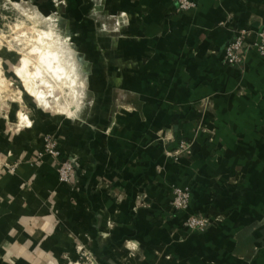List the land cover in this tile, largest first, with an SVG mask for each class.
<instances>
[{"label": "crops", "instance_id": "1", "mask_svg": "<svg viewBox=\"0 0 264 264\" xmlns=\"http://www.w3.org/2000/svg\"><path fill=\"white\" fill-rule=\"evenodd\" d=\"M191 1L184 13L176 0L122 1L134 16L125 53L106 58L119 90L105 87L94 117L47 118L17 137L0 119L1 155L16 166L0 165V264L75 263L78 245L99 264H264V58L224 63L238 31L264 29V0ZM46 133L76 161L70 186L38 153ZM195 137L193 160L166 158ZM177 184L191 186V212L224 221L178 231Z\"/></svg>", "mask_w": 264, "mask_h": 264}, {"label": "rangeland", "instance_id": "2", "mask_svg": "<svg viewBox=\"0 0 264 264\" xmlns=\"http://www.w3.org/2000/svg\"><path fill=\"white\" fill-rule=\"evenodd\" d=\"M122 1L0 0V77L4 83V88L0 87V119L7 123V133L17 137L20 129H31L37 122L44 123L47 118L51 120L62 117L78 124L95 116L97 100L108 93L105 87L118 88L114 70L119 66L117 62H107L106 58L111 61L109 58H117L125 53L123 43L127 41L128 28L134 16L122 8ZM124 3L126 5V1ZM39 38L53 43L50 50L59 55L60 65L74 72L72 75L76 80V85L69 87L64 85L69 80H58L45 72H42L40 78L30 79L37 91H42L46 97L44 101L28 91L23 79L16 73L23 58H29L30 73L37 71L38 53H32V49L39 44ZM114 101L120 102L119 92ZM40 147L39 155H49L55 160L59 182L72 185L76 161L73 157H63L55 134H44ZM197 148L195 137L193 141L177 142L175 151L167 155L165 153V156L176 164L183 159L191 161ZM1 152L0 165H8V169L14 171L16 166L7 164ZM63 163L72 166L67 182L61 181L59 177ZM155 172L160 173L161 166H157ZM202 181L205 184L208 182L205 179ZM180 193L188 195L186 210L176 209ZM191 197L190 185L177 184L171 187L170 209L173 214L182 217L176 228L178 231L199 234L224 221V213L191 212ZM192 219L198 221V224L191 226ZM77 254L78 261L67 264H99L81 245L77 246ZM136 256L130 254L129 257ZM128 261L126 256L121 262Z\"/></svg>", "mask_w": 264, "mask_h": 264}, {"label": "built area", "instance_id": "3", "mask_svg": "<svg viewBox=\"0 0 264 264\" xmlns=\"http://www.w3.org/2000/svg\"><path fill=\"white\" fill-rule=\"evenodd\" d=\"M177 13H184L196 7L191 0H176ZM250 51L256 52L264 58V29L257 31L255 34L248 30L238 31L229 43H227L224 52V63L230 66H236L243 63ZM72 171L70 163H63L60 166L59 177L61 181L67 182L69 173ZM179 203L177 210H186L188 205V195H178ZM191 226L197 225L198 221L191 220Z\"/></svg>", "mask_w": 264, "mask_h": 264}, {"label": "bare ground", "instance_id": "4", "mask_svg": "<svg viewBox=\"0 0 264 264\" xmlns=\"http://www.w3.org/2000/svg\"><path fill=\"white\" fill-rule=\"evenodd\" d=\"M37 42L39 43L37 46L39 51H37V64H38V68L40 71V75L36 76V70H34L35 72L32 74L29 71V63L27 64V66H25L24 61L28 60L29 58H23L22 62H21V67L16 69V73L17 75L23 79L25 85L27 86L28 91L34 93L36 95V97L40 100H45V96L42 94V91L39 92L37 91V89L35 88V84L31 81H29L30 79L33 78H40L42 77V72H45L46 74H51L50 76L60 80H69V82L65 81L64 85H68L69 87L71 86H75L76 85V80L73 79L75 78L74 72L73 71H67L65 67H63L62 65H60L59 63V58H58V54H56L54 52V50H50L52 49V42H47L46 40H43L42 38H39L37 40ZM33 53V51H32ZM36 54V53H35ZM42 56L45 57L47 62H43L42 61ZM53 57H55V59H53ZM56 64V65H55ZM63 64V63H62ZM49 65H51V67H49ZM1 73V72H0ZM3 79H1L0 77V87H3ZM4 88V87H3ZM35 89V90H34ZM46 103V102H45ZM71 112L68 113V115H70ZM22 120V119H21Z\"/></svg>", "mask_w": 264, "mask_h": 264}, {"label": "clouds", "instance_id": "5", "mask_svg": "<svg viewBox=\"0 0 264 264\" xmlns=\"http://www.w3.org/2000/svg\"><path fill=\"white\" fill-rule=\"evenodd\" d=\"M32 51H33V52H37V51H39V49H38L37 47H33ZM53 59H55V57H53ZM42 61H43V62H47L46 59H45V57H43V56H42ZM28 63H29L28 60H25V61H24L25 66H27ZM49 67H51V65H49ZM35 75H36V76H39V75H40V71H39V69H37Z\"/></svg>", "mask_w": 264, "mask_h": 264}]
</instances>
